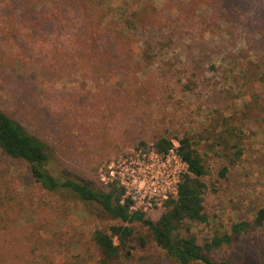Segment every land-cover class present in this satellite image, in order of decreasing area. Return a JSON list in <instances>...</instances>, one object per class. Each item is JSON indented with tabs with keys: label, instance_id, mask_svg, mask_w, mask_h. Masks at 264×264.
Masks as SVG:
<instances>
[{
	"label": "rangeland",
	"instance_id": "1",
	"mask_svg": "<svg viewBox=\"0 0 264 264\" xmlns=\"http://www.w3.org/2000/svg\"><path fill=\"white\" fill-rule=\"evenodd\" d=\"M77 1L0 0V111L44 141L52 175L94 188L111 187L101 179L111 163L188 135L208 169L209 222L182 235L201 244L252 222L264 207V0H107L98 26ZM133 12L127 57L114 37ZM235 144L243 155L232 163ZM0 199V264H104L93 235L123 224L47 192L1 151ZM132 226L131 257L108 264H178L147 226ZM211 257L264 264V228Z\"/></svg>",
	"mask_w": 264,
	"mask_h": 264
},
{
	"label": "trees",
	"instance_id": "2",
	"mask_svg": "<svg viewBox=\"0 0 264 264\" xmlns=\"http://www.w3.org/2000/svg\"><path fill=\"white\" fill-rule=\"evenodd\" d=\"M106 1L78 0L77 2L86 11L91 12L89 18L92 17L93 22L95 21L94 23L98 26L109 15L108 6L104 4ZM92 4L93 6H91ZM92 20L89 21L93 23ZM137 21L138 14L131 13L130 17L124 20L126 30L116 31L114 37L117 43H121L127 57L131 55L133 41L131 34H134L138 29ZM170 41L171 39H168L164 45H170ZM260 79L261 82H264V75ZM178 142L180 145L177 150L178 154L188 169L179 184L177 197L169 199L165 203V211L159 220L153 221L148 219L145 213H129L128 208L120 204L122 191L116 186L107 189L94 188L87 183L52 175L46 167L51 159V151L44 141L30 134L18 120L0 111V151L5 156L27 163L32 177L47 192H68L85 204L100 207L109 217L123 223L111 226L110 232L96 230L93 235V241L101 252L104 264L120 258L122 251L126 258L131 257L133 246L130 245V242L133 240L134 228L132 224L134 222L147 226L156 243L178 264H234L229 260L215 262L211 254L225 245L232 244L238 236H249L254 229L264 228V207L257 211L252 222L236 223L231 226L228 233L216 234L201 244L193 234L182 235V229L192 223L207 224L209 222L204 207L206 184L203 181V177L208 174V169L204 156L199 152L196 143L190 136L186 135L178 139ZM142 145L145 144L142 143ZM173 146V141L168 138H160L154 143L155 151L162 155L167 154ZM234 147L237 151L234 154L235 158L231 160L232 163L241 159L243 155L238 144H235ZM227 173L228 168L225 167L221 170L220 175L225 177ZM7 202L6 199H0V205Z\"/></svg>",
	"mask_w": 264,
	"mask_h": 264
},
{
	"label": "built area",
	"instance_id": "3",
	"mask_svg": "<svg viewBox=\"0 0 264 264\" xmlns=\"http://www.w3.org/2000/svg\"><path fill=\"white\" fill-rule=\"evenodd\" d=\"M165 155L139 150L136 156L111 163L101 179L106 186L122 191L120 204L129 213H145L163 209L165 203L178 195V187L187 165L178 154L179 142Z\"/></svg>",
	"mask_w": 264,
	"mask_h": 264
}]
</instances>
